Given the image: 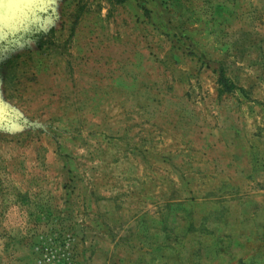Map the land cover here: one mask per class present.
<instances>
[{"label": "rangeland", "instance_id": "1", "mask_svg": "<svg viewBox=\"0 0 264 264\" xmlns=\"http://www.w3.org/2000/svg\"><path fill=\"white\" fill-rule=\"evenodd\" d=\"M0 264H264V0H2Z\"/></svg>", "mask_w": 264, "mask_h": 264}, {"label": "water", "instance_id": "2", "mask_svg": "<svg viewBox=\"0 0 264 264\" xmlns=\"http://www.w3.org/2000/svg\"><path fill=\"white\" fill-rule=\"evenodd\" d=\"M2 0H0V2H1Z\"/></svg>", "mask_w": 264, "mask_h": 264}]
</instances>
